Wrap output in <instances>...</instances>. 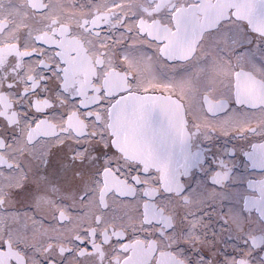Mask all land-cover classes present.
<instances>
[{
	"label": "snow or ice",
	"instance_id": "1",
	"mask_svg": "<svg viewBox=\"0 0 264 264\" xmlns=\"http://www.w3.org/2000/svg\"><path fill=\"white\" fill-rule=\"evenodd\" d=\"M0 264H264V0H0Z\"/></svg>",
	"mask_w": 264,
	"mask_h": 264
}]
</instances>
